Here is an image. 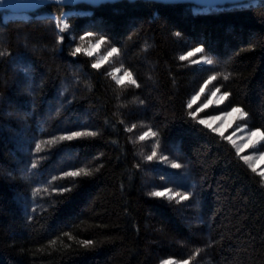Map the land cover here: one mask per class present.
I'll use <instances>...</instances> for the list:
<instances>
[{"label": "trees", "instance_id": "1", "mask_svg": "<svg viewBox=\"0 0 264 264\" xmlns=\"http://www.w3.org/2000/svg\"><path fill=\"white\" fill-rule=\"evenodd\" d=\"M74 10L60 33L53 18ZM7 13L0 264H264V179L188 108L215 76L212 86L227 94L221 110L243 108L245 122L264 131V1L51 4L3 19ZM89 31L84 41L103 36L106 49H119L98 69L86 52L71 54ZM195 47L205 51L180 59ZM203 55L212 64L193 63ZM120 66L139 87L117 84L112 70ZM149 129L157 135L141 141ZM73 130L96 135L59 139ZM152 150L157 158L148 161ZM164 155L181 168L160 163ZM80 169L91 175H65ZM165 186L189 199L150 195Z\"/></svg>", "mask_w": 264, "mask_h": 264}, {"label": "snow or ice", "instance_id": "2", "mask_svg": "<svg viewBox=\"0 0 264 264\" xmlns=\"http://www.w3.org/2000/svg\"><path fill=\"white\" fill-rule=\"evenodd\" d=\"M6 2V0H0V4H4ZM70 0H63V3L67 4L69 3ZM254 2V0H253ZM251 6V5H249ZM55 19V18H53ZM58 31L60 33L65 32L67 29H69V24L67 22H64L63 25L61 26L59 22H57L56 25ZM93 35V33L91 31H89L86 35H81L80 36V40L84 41V40H88L91 36ZM60 42H63L64 37L60 36L59 37ZM106 43V39L101 36L98 41L92 45L91 50L87 51V55L89 57L93 56L95 54L96 51H98L101 47V45ZM205 51V49L203 47H195L194 49H192L191 51H189L187 53V55L181 56L180 59L181 60H188L191 57L196 56L199 53H203ZM85 52V49L83 47H75L74 51L71 53L72 55H76L79 53H83ZM119 49L116 47H112L110 51H108L107 55L104 57L103 60H100L99 62L96 63H92L91 67L93 68H100L103 64L108 62V59L116 54H118ZM212 60L208 59L206 61L207 64H212ZM193 63H200L199 60H195L193 61ZM120 69H116V72L119 73ZM225 79H227V76L224 77ZM216 79L215 76H212L207 83L204 84V86L202 88H200V94H203L205 91V88L208 87V84L212 83V81H214ZM125 81H128L129 83L136 85L137 87H139V85L137 84L136 80L133 79L132 73L130 71L125 72L123 74V77L118 79L116 82L117 84L123 86ZM220 92V89L217 87L214 91L211 92V97L212 98H216L217 94ZM199 96H194L193 97V101L192 103H190L188 105V108H192L193 103H195L197 100H199ZM227 99V94L222 95L219 97L218 103H223L224 100ZM213 104V99H208L207 102L205 104H203V106L199 109V111H204V109L208 108L210 105ZM195 115L193 114V118L195 119ZM246 117V113L244 112L243 108L240 107H232L230 111H225L222 115L221 114H217V115H212L210 118L208 119H199L198 123L208 129H210L213 133L218 134L221 138L225 137V131L228 128H231L233 126V124L235 123V119L236 118H245ZM219 121H226V123L222 124L219 128L214 127V124L216 122ZM238 131L240 129H237ZM96 133L94 131H89V132H83V131H76L73 130L71 132L70 135H66V136H60L59 139L60 140H67V141H72L75 139H78L80 137H84V136H95ZM157 134L153 131H151L150 129L148 131H145L143 133V135L139 136V139L141 141H145L147 140L149 137H155ZM233 135H235V133H233ZM227 140H229L230 142L233 143V145H235V141L233 140L232 135H229L227 137ZM264 141V131H252L248 137L247 142L243 145V147H239L237 148V154L239 155L240 153H243L246 149L249 148H254L257 145L260 144V142ZM46 143L49 144H53L55 143V141H47ZM159 146V143L157 142L156 147ZM35 151L36 152H40L41 151V145L40 144H36L35 145ZM157 158V151L156 150H152L151 154L148 155L146 157V159L148 161H152L155 160ZM163 160L167 161L168 160V156L164 155L162 157ZM242 159L244 160L245 163H248V161H250L252 159V156H243ZM260 160L264 161V150L260 151ZM33 168L36 167L35 164L32 165ZM171 167L173 169H179L181 168V164L180 163H172ZM259 167V165H252L251 170L253 172L257 171V168ZM66 176L69 177H80L81 175L83 176H89L91 175V172H89L87 169H80L79 171H66L65 172ZM259 175L261 177H264V171H260ZM194 187V185L192 186ZM64 191H70V189L67 186H64ZM151 196L153 197H157V198H167L168 200H176L178 197L180 200H188L189 199V195L185 194V195H181V193L179 191L173 192L172 188L165 186L164 190H160V191H153L150 193ZM86 245L91 243L89 242H85ZM163 264H174V261L172 260H165L163 262ZM183 264H189V262L187 260H185L183 262Z\"/></svg>", "mask_w": 264, "mask_h": 264}, {"label": "rangeland", "instance_id": "3", "mask_svg": "<svg viewBox=\"0 0 264 264\" xmlns=\"http://www.w3.org/2000/svg\"><path fill=\"white\" fill-rule=\"evenodd\" d=\"M76 11H67L65 12L60 18L59 17H55L56 21L60 23V25L62 26L64 22H67V16L69 14H72V13H75ZM11 17H24V18H27L28 16L26 14H23V15H16V14H10V13H7L3 19H7V18H11ZM98 40L94 41H84L83 43H80V47H83L85 49V52L87 53V51L91 50L92 48V45L95 44ZM111 49H106L104 47V44L101 45L100 49L98 51L95 52V54L92 56L95 58V63L96 62H99L100 60H103L104 57L107 55L108 51H110ZM115 56V55H114ZM110 57L108 59V62L105 63V64H108V63H111L112 60H113V57ZM210 59L209 56L207 55H203V56H199L198 58H196L195 60H199L200 63H196L198 65H209L206 63V61ZM194 60V61H195ZM105 64H103L102 66H104ZM116 69H120L119 73L116 72ZM125 72H128L126 69H124L123 67H116L112 70V75L114 77V79L117 81L118 79L122 78L123 77V74ZM211 78V77H210ZM209 78V79H210ZM134 79V78H133ZM208 79V80H209ZM207 80V81H208ZM207 81L204 82L207 83ZM128 81H125V83H127ZM204 84L202 85V87L204 86ZM201 87V88H202ZM216 88L212 86V84H208V87L205 88V91L203 94H200V90L194 94L191 99L189 100V104L192 103L193 101V97L194 96H199V100H197L195 103H193V106H192V109H193V114H196V116L199 118V119H208L210 118L212 115H217V114H223L225 111H230L231 109H228V110H221L222 107L224 106L225 104V101H223V103H218V100H219V97L222 96V95H225L224 93H222L221 91L217 94V97L216 98H212L211 97V92L214 91ZM208 99H213V104L210 105L208 108L204 109V111H199V109L203 106V104H205L207 102ZM246 117L245 118H236L235 119V123L233 124V126L231 128H228L226 131H225V137L227 138L229 135H232L233 137V140L236 142L235 145H233L235 147V149L237 150V148L239 147H243V145L247 142L248 140V137L250 135V133L252 131H256V130H259V129H254V128H251L246 122ZM226 123V121H219V122H216L214 124V127H217L219 128L222 124ZM237 129H240L239 131ZM260 131V130H259ZM233 133H235V135H233ZM232 143V142H231ZM233 144V143H232ZM264 150V141L260 142L259 145H257L256 147L254 148H249V149H246L243 153H240L239 155L241 156V158L243 156H249L251 155L252 156V159L250 161H248V166L250 168H252V165H259V167L257 168V171L256 173L259 174L260 171H264V161H261L260 160V151ZM163 156L159 157L158 158V161H160V163H163L165 164L166 166H170L171 167V162H169L168 160L165 161L162 159ZM264 179V177H262ZM173 191V190H172ZM175 192V191H173ZM183 195V194H181ZM165 260H172L174 261V264H183V261H177V260H174V259H165ZM165 260H162L160 264H163V262Z\"/></svg>", "mask_w": 264, "mask_h": 264}, {"label": "water", "instance_id": "4", "mask_svg": "<svg viewBox=\"0 0 264 264\" xmlns=\"http://www.w3.org/2000/svg\"><path fill=\"white\" fill-rule=\"evenodd\" d=\"M122 1H153L162 4H192L196 7L215 8L227 5H235L253 2V0H70L69 3H63V0H6L4 4H0L1 12H10L13 14H32L48 5L58 4L62 6H78L85 4L91 7H99L103 4H114ZM264 1V0H254Z\"/></svg>", "mask_w": 264, "mask_h": 264}]
</instances>
